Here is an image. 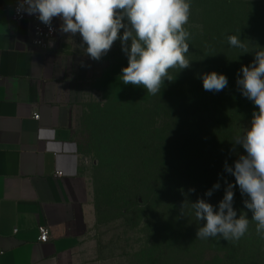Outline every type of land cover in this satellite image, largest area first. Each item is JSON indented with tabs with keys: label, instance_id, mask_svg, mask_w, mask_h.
Segmentation results:
<instances>
[{
	"label": "trees",
	"instance_id": "obj_1",
	"mask_svg": "<svg viewBox=\"0 0 264 264\" xmlns=\"http://www.w3.org/2000/svg\"><path fill=\"white\" fill-rule=\"evenodd\" d=\"M185 27L191 34L187 54L191 66L170 70L173 80L164 81L160 94L149 95L143 87L122 83V68L128 63L125 53L117 63L103 68L98 81L107 102L95 115L97 131L101 132L99 150L105 163L114 160L113 149H117L124 151L123 156H139L144 162L151 160L150 170L156 175L162 174L147 186L146 192L134 188L130 199L139 204L134 200L145 195L143 201L154 203L152 217L159 215L167 222L164 229L167 245L177 239L185 248V254L198 264H264V239L257 234L254 221H250L247 233L235 243L219 237L197 239V229L203 222L196 219L191 203L203 198L218 207L226 185L221 182L220 170L215 166V182L211 187L218 181L221 187L211 197H204L202 182L205 179L200 161L188 152L187 149L191 150L188 142L185 146L182 144L187 138L175 140L170 132L179 115L183 120V115L192 109L209 108L213 128L226 133L230 155L244 153L242 146L233 142L243 128L250 126H245V120L251 121L257 109L241 94L236 81L242 76L241 67L254 60L255 50L264 48V5L250 0H191V15ZM207 28L218 29L210 33ZM228 35L240 36L248 52L229 46ZM212 71L227 77L228 86L222 91L203 89L201 76ZM116 138L118 147L112 145ZM177 153L183 156L177 158ZM226 179L235 182L234 176L228 173ZM129 180L133 187L138 183ZM193 188L194 193L189 191ZM234 193L233 207L238 217L244 213L251 220L252 213L243 203L248 197L241 195L238 186Z\"/></svg>",
	"mask_w": 264,
	"mask_h": 264
},
{
	"label": "crops",
	"instance_id": "obj_2",
	"mask_svg": "<svg viewBox=\"0 0 264 264\" xmlns=\"http://www.w3.org/2000/svg\"><path fill=\"white\" fill-rule=\"evenodd\" d=\"M15 4L0 0V264H96L67 59L80 35L61 33L57 19L52 48H36L30 22L12 18ZM41 225L50 230L45 243Z\"/></svg>",
	"mask_w": 264,
	"mask_h": 264
},
{
	"label": "clouds",
	"instance_id": "obj_3",
	"mask_svg": "<svg viewBox=\"0 0 264 264\" xmlns=\"http://www.w3.org/2000/svg\"><path fill=\"white\" fill-rule=\"evenodd\" d=\"M18 12L35 15L49 28L54 18L62 23L61 33H77L82 38L84 52L93 60H100L119 40L127 56V66L122 68L121 79L125 85L143 87L147 94H160L164 81H172L170 70H183L191 66L189 53L190 32L185 27L191 15V0H17ZM122 31V35H121ZM227 43L233 48L248 52L247 45L238 35H228ZM51 43V42H50ZM242 76L237 78L241 94L256 106L250 126L243 128L233 144L242 146L245 154L239 155L234 166L224 162V172L234 176L229 182L223 175L224 196L217 206L203 198L191 203L196 219L203 222L198 227L197 239L222 238L238 242L254 221L257 234L264 239V48L255 50L250 65L242 66ZM205 91L219 92L228 86L224 74L215 71L201 76ZM235 149H233L234 151ZM248 199L246 214L234 209V189ZM221 187L215 183L205 192L211 197ZM195 192V189H190Z\"/></svg>",
	"mask_w": 264,
	"mask_h": 264
},
{
	"label": "rangeland",
	"instance_id": "obj_4",
	"mask_svg": "<svg viewBox=\"0 0 264 264\" xmlns=\"http://www.w3.org/2000/svg\"><path fill=\"white\" fill-rule=\"evenodd\" d=\"M250 1L264 5V0ZM207 29L211 33L218 28ZM80 42L79 48L68 50L70 57L67 59L72 73L74 127L85 158L84 173L89 180L94 206L89 242L96 264H198L192 256L185 254V248L177 239L171 240V244L167 245V230L164 232L167 222L160 219L159 215L152 217L154 203L143 201L145 195L137 196V200H134L139 204H134L130 199V192L134 188L146 192L147 186L162 176L150 170L153 165L151 160L144 162L139 156H123L124 151L113 149L116 157L105 163L100 153L98 137L101 132L97 131L95 115L104 107L107 99L98 78L105 66L115 64L123 57L120 41L117 40L100 60H93L85 54L86 45L82 46L81 36ZM211 114L209 108L192 109L183 115V120L179 115L170 131L175 140L188 139L182 144L185 146L188 142L191 148L187 149L188 152L197 156L200 161L205 179L202 182L204 193L215 182V166L226 177L225 160L234 166L239 155L245 154L230 155L226 133L217 132L213 128ZM245 122L246 126L251 121ZM187 133L190 134L188 137ZM118 141L116 138L112 145L118 147ZM182 156L179 153L176 155L177 158ZM129 179L134 183L138 181V185L133 187ZM221 182L224 183L223 180ZM204 250L205 253L208 252L207 249Z\"/></svg>",
	"mask_w": 264,
	"mask_h": 264
},
{
	"label": "built area",
	"instance_id": "obj_5",
	"mask_svg": "<svg viewBox=\"0 0 264 264\" xmlns=\"http://www.w3.org/2000/svg\"><path fill=\"white\" fill-rule=\"evenodd\" d=\"M18 4H15L11 9L12 18L16 22L28 21L31 24V35L30 42L31 45L40 48L42 50H49L52 48L53 44L56 41L58 28L56 25V21L58 18H54L52 21V27L56 29V31L49 32V28L41 23L35 15H28L27 13L18 12L17 10ZM51 42V43H50ZM35 119H39L40 115L38 113L34 114ZM57 176H63V172H56ZM39 238L40 242H48L50 240V230L47 226L41 225L39 226Z\"/></svg>",
	"mask_w": 264,
	"mask_h": 264
}]
</instances>
